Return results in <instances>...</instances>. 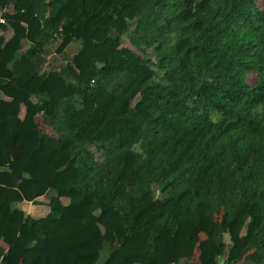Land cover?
Wrapping results in <instances>:
<instances>
[{"label":"trees","instance_id":"trees-1","mask_svg":"<svg viewBox=\"0 0 264 264\" xmlns=\"http://www.w3.org/2000/svg\"><path fill=\"white\" fill-rule=\"evenodd\" d=\"M23 2L0 25V261L264 264V0ZM125 5L142 56L111 29Z\"/></svg>","mask_w":264,"mask_h":264},{"label":"rangeland","instance_id":"rangeland-1","mask_svg":"<svg viewBox=\"0 0 264 264\" xmlns=\"http://www.w3.org/2000/svg\"><path fill=\"white\" fill-rule=\"evenodd\" d=\"M126 0H123V2H125ZM19 6H21L20 8H27V5L23 2V0L19 1ZM127 8L128 6L125 5V6H122L121 8L119 9H115L113 11V17L111 19V22H110V26H111V29L114 33H121L122 34V46L123 47H127L131 50H133L134 52H136L138 55L142 56L143 54L136 50L133 45H132V41H136L138 39L137 36H135L133 33H132V30L135 26V21H127L126 20V11H127ZM14 11V9H13ZM59 44V40H53L52 42H50V45L51 47H48L47 49V53L48 55H51L50 57V60L56 56H54L53 52L55 51L57 45ZM77 47H79V42L77 41H74L72 42L65 50L66 54L68 55H72L76 52V49ZM152 51H149L148 52V57H152L154 59V57L152 56ZM47 55V56H48ZM57 60V59H55ZM50 66V63L48 64ZM50 133H52L51 130H48ZM44 200L45 197H42ZM65 203V201H63ZM43 204L45 202H42ZM65 206V205H63ZM44 208V207H43ZM45 210V208H44ZM43 212L45 213L46 210ZM200 237L197 236V239H199ZM225 241L227 242V238H225ZM255 260V258H253V256L251 255V253H249L247 256H246V259L245 260ZM245 260L237 263V264H245ZM219 263L220 264H225L224 260L223 259H219Z\"/></svg>","mask_w":264,"mask_h":264},{"label":"crops","instance_id":"crops-1","mask_svg":"<svg viewBox=\"0 0 264 264\" xmlns=\"http://www.w3.org/2000/svg\"><path fill=\"white\" fill-rule=\"evenodd\" d=\"M19 3V2H18ZM16 3V5H11L6 11H1L3 14L4 13H9V14H13L15 13L13 11L14 7L15 8H19L21 6H19V4ZM12 35V32L11 30H6L4 32L0 31V36L3 37L5 40L9 39ZM48 47H51L50 43L48 44ZM50 57L51 55H48L46 57V67H45V70L48 71L49 68H51V65L49 67V63H51V60H50ZM54 67V66H52ZM33 101H36L35 99ZM1 104H6L7 103V100H4V101H1L0 102ZM25 114V109L23 106L20 107V113H19V118H23ZM2 119L0 118V125L2 124ZM2 189V193L5 197V206L6 207H13L14 206V195H15V190L14 189H11V188H8V187H5V186H2L1 187ZM40 203L42 202H47L46 200H44L42 197L38 198L37 199ZM62 201V205H66L68 200L63 198L61 199ZM65 201V203L63 202ZM18 207V205L16 206ZM26 207V211L29 213V216L30 217H33V218H37L39 219V224H42L44 219H46L48 217L47 215V212H43L44 208L43 207H32L30 204L25 206ZM46 210V209H45ZM44 210V211H45ZM20 232L23 233V234H27V235H30V230L28 228V226L25 224V225H22L21 228H20ZM31 236V235H30ZM26 250H23L22 253L20 254V256L16 257V258H5L3 261H0V264H25L26 262V259H27V255H26Z\"/></svg>","mask_w":264,"mask_h":264},{"label":"water","instance_id":"water-1","mask_svg":"<svg viewBox=\"0 0 264 264\" xmlns=\"http://www.w3.org/2000/svg\"><path fill=\"white\" fill-rule=\"evenodd\" d=\"M111 249L109 247H104L100 253L99 256L94 264H104L108 258V255L110 254Z\"/></svg>","mask_w":264,"mask_h":264},{"label":"built area","instance_id":"built-area-1","mask_svg":"<svg viewBox=\"0 0 264 264\" xmlns=\"http://www.w3.org/2000/svg\"><path fill=\"white\" fill-rule=\"evenodd\" d=\"M0 25H6V18L1 11H0Z\"/></svg>","mask_w":264,"mask_h":264}]
</instances>
